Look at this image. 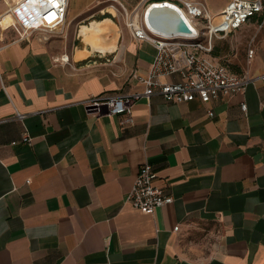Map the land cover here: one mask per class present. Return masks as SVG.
Returning a JSON list of instances; mask_svg holds the SVG:
<instances>
[{
    "label": "crops",
    "instance_id": "0c3cea01",
    "mask_svg": "<svg viewBox=\"0 0 264 264\" xmlns=\"http://www.w3.org/2000/svg\"><path fill=\"white\" fill-rule=\"evenodd\" d=\"M109 1L69 0L58 33L0 38V264H264V81L207 103L141 98L132 124L97 115L88 99L141 91L156 52ZM113 1L138 19L152 0ZM248 24L242 69L264 75V18L226 36ZM144 161L173 198L153 212L126 201Z\"/></svg>",
    "mask_w": 264,
    "mask_h": 264
},
{
    "label": "built area",
    "instance_id": "2783aa9c",
    "mask_svg": "<svg viewBox=\"0 0 264 264\" xmlns=\"http://www.w3.org/2000/svg\"><path fill=\"white\" fill-rule=\"evenodd\" d=\"M155 1L176 8L174 10L188 24L190 33L166 32L153 26L150 12ZM68 4L69 0H10L4 12L11 16L13 21L9 28L16 31L17 38L26 39L40 32H60L66 23ZM258 14L264 18V0H229L216 13H211L203 0H152L138 19L134 18L135 11L129 13L123 9L132 36L140 41H149L156 49L146 74H133L143 89L133 93H102L88 99V107L97 115L106 113L119 117L121 125L132 124V105L141 98L158 95L167 102L198 98L207 103L219 96L243 91L255 79L264 81V75L251 76L248 70L233 72L211 55L214 37H225ZM246 55L249 63L254 55L251 45L247 47ZM241 109L246 110V103L241 104ZM208 114L213 112L209 110ZM17 117H22V114L17 113ZM22 141L29 142L27 134L23 135ZM156 178L153 165L144 161L126 201L147 212L172 202V195L155 184ZM177 229L178 225L174 227Z\"/></svg>",
    "mask_w": 264,
    "mask_h": 264
},
{
    "label": "rangeland",
    "instance_id": "374dc122",
    "mask_svg": "<svg viewBox=\"0 0 264 264\" xmlns=\"http://www.w3.org/2000/svg\"><path fill=\"white\" fill-rule=\"evenodd\" d=\"M9 3V0H0V12L5 9ZM113 4L114 8H117V14L121 15L123 13L122 6L113 0L108 2ZM6 31L0 30V38L6 40L9 38L17 37L18 34L13 29H7V33L3 35ZM236 35V34H235ZM233 34L226 36L225 38L214 37L213 38V55L216 56L220 62L227 65L229 69L233 72H243L242 66L246 68V47L248 43L254 38L255 31L253 26L248 24L246 27L239 30V35L235 36Z\"/></svg>",
    "mask_w": 264,
    "mask_h": 264
},
{
    "label": "bare ground",
    "instance_id": "6f19581e",
    "mask_svg": "<svg viewBox=\"0 0 264 264\" xmlns=\"http://www.w3.org/2000/svg\"><path fill=\"white\" fill-rule=\"evenodd\" d=\"M161 2V1H160ZM160 2H157V1H155L154 3H156V4H154V6H152L153 7V9L154 8H157V11L155 12V16H154V19L151 21V23H152V25L153 26H155V27H160V28H165V27H167L168 25H169V23H170V17H171V11L169 10V9H176V8H174L173 6H171L170 4H168V3H160ZM110 9V11H112L113 13H115L116 14V9L114 8V6L113 7H110L109 8ZM151 10V12H150V14L152 13V11H154V10ZM3 15H5V13L4 14H1L0 15V18L3 16ZM136 18H138V17H136ZM185 21H186V23H190L189 22V20L187 19H185ZM100 23V22H99ZM113 23V22H112ZM96 24V23H95ZM188 25V24H187ZM190 25V24H189ZM99 26V25H98ZM81 35V34H80ZM94 45H95V43H94ZM84 52V51H83ZM88 54V53H87Z\"/></svg>",
    "mask_w": 264,
    "mask_h": 264
},
{
    "label": "water",
    "instance_id": "95a60500",
    "mask_svg": "<svg viewBox=\"0 0 264 264\" xmlns=\"http://www.w3.org/2000/svg\"><path fill=\"white\" fill-rule=\"evenodd\" d=\"M151 15H150V20L152 21L155 16V12L157 11V8L153 9ZM171 11V17H170V23L167 27L165 28H160L159 29L166 31V32H182V33H190L189 28L181 18V16L173 9H169Z\"/></svg>",
    "mask_w": 264,
    "mask_h": 264
},
{
    "label": "trees",
    "instance_id": "16d2710c",
    "mask_svg": "<svg viewBox=\"0 0 264 264\" xmlns=\"http://www.w3.org/2000/svg\"><path fill=\"white\" fill-rule=\"evenodd\" d=\"M214 46V45H213ZM211 54L213 55V47H212V50H211Z\"/></svg>",
    "mask_w": 264,
    "mask_h": 264
}]
</instances>
